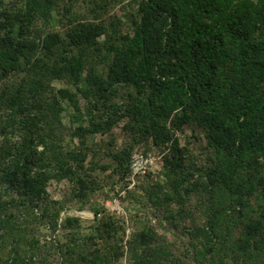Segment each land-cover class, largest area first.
<instances>
[{"label": "trees", "instance_id": "1", "mask_svg": "<svg viewBox=\"0 0 264 264\" xmlns=\"http://www.w3.org/2000/svg\"><path fill=\"white\" fill-rule=\"evenodd\" d=\"M64 1L0 0V264L42 262L34 231L60 215L48 183L93 191L89 139L119 122L130 142L108 152L112 173L129 171L135 145L163 152L165 182L148 201L171 223L190 216L183 251L143 221L124 240L125 221L109 214L102 246L94 235L50 242L56 264H264V0H131L124 33L98 18L121 0H85L88 17ZM64 100L78 124L63 123ZM186 126L205 139L198 165L177 136Z\"/></svg>", "mask_w": 264, "mask_h": 264}, {"label": "rangeland", "instance_id": "2", "mask_svg": "<svg viewBox=\"0 0 264 264\" xmlns=\"http://www.w3.org/2000/svg\"><path fill=\"white\" fill-rule=\"evenodd\" d=\"M84 2L85 0H75L74 10H79L80 13L88 17L89 12L84 8ZM64 6L65 1L60 0L58 9L62 10ZM123 6L125 7L122 8ZM135 7V2L121 0L119 4L113 5L107 13H103L101 16L98 15V18L105 23L111 19L120 20L119 29L121 32H131L127 16L133 12ZM54 16L56 20L52 26L56 30L66 29L67 25L65 22L59 21L60 17L57 12H54ZM96 21L99 20L96 19ZM53 85L58 90L69 88L74 91L73 87H69L62 81H55ZM79 98L80 103L83 104L84 100L80 96ZM63 105L65 106L62 113L63 123L67 127L78 124L79 119L73 116V108L68 104V101L64 100ZM122 126L123 122H119L110 132L104 135L97 134L89 139V146L94 154L90 153L87 161L93 165L90 174L95 179L97 186L93 191H89L87 196L77 197L73 191L75 186L65 179L61 181L51 180L48 183V196L51 200L59 203L56 207L59 208L60 215L55 230L52 229L51 222L45 219L46 221L34 231L35 236L40 240V248L36 256L38 261H42L40 264L57 263L54 251L48 247L50 242L70 244L73 239L77 243L83 244L85 237L94 235L97 246H102V240L96 237L98 234L97 227L99 221L109 214L125 221L124 240L129 238L133 229V222L143 221L152 224L157 233L167 239L174 253L178 254L183 251L185 233L182 226H187L190 216L186 218L185 223H179L181 219L178 218L171 223L166 217H162L164 214L163 209L156 208L148 201L147 191L150 187L154 186L156 182L160 184L165 182L162 173L163 152L154 147L150 140L135 145L130 159L129 171L120 174L112 173L114 166L108 152L122 148L130 142V138L122 130ZM177 136L180 139V145L185 147L184 151L190 158L187 164H191L190 161H192V164H200L205 159L207 151L205 149V139L202 135H197L198 138L194 137L192 127L186 126L183 131L177 132ZM102 166L110 167L102 169ZM195 205L196 198L191 195L188 206L193 207ZM67 217L76 218L77 222L67 227L63 225ZM174 223H179V225L176 226ZM0 255L6 256L3 251H0ZM127 257V254L123 255L113 264H128Z\"/></svg>", "mask_w": 264, "mask_h": 264}, {"label": "built area", "instance_id": "3", "mask_svg": "<svg viewBox=\"0 0 264 264\" xmlns=\"http://www.w3.org/2000/svg\"><path fill=\"white\" fill-rule=\"evenodd\" d=\"M133 164H134V163H133ZM133 164H132V165H133Z\"/></svg>", "mask_w": 264, "mask_h": 264}]
</instances>
